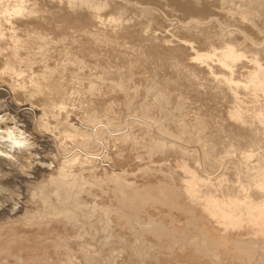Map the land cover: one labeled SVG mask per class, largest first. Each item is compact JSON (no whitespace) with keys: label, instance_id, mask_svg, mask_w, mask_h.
Wrapping results in <instances>:
<instances>
[{"label":"bare ground","instance_id":"obj_1","mask_svg":"<svg viewBox=\"0 0 264 264\" xmlns=\"http://www.w3.org/2000/svg\"><path fill=\"white\" fill-rule=\"evenodd\" d=\"M0 45L2 264H264V0H0Z\"/></svg>","mask_w":264,"mask_h":264},{"label":"rangeland","instance_id":"obj_2","mask_svg":"<svg viewBox=\"0 0 264 264\" xmlns=\"http://www.w3.org/2000/svg\"><path fill=\"white\" fill-rule=\"evenodd\" d=\"M112 9H113V12H114V14H112L113 12H112ZM112 9H110L109 10V12H108V14L110 13V15L111 16H114V17H119V16H122L121 14H123V15H125L126 14V11H124L123 12V8L121 7V9L120 8H118V7H115V8H112ZM115 10V11H114ZM120 10V11H119ZM118 11H119V13H118ZM122 12V13H121ZM121 13V14H120ZM125 13V14H124ZM163 18V19H162ZM165 20V18L163 17V12H161V14H160V16L158 17V18H156V22L157 23H159V24H162V21H164ZM101 39V38H100ZM139 40V39H138ZM138 40L137 41H134L133 40V42L132 43H130L129 44V42H124V44H126V45H123L122 44V46H120V47H117V48H114V47H111L112 46V44L110 43V45H109V43H107V41L105 42V44H107V45H105L104 43L103 44H100V49L102 48V50H100L103 54L102 55H100V56H103V57H106L107 55H109V57H107V58H109V59H111L110 61L112 62L113 61V63H114V61L115 60H119V59H124V61H127V63L128 64H133L134 65V67H135V70H134V72L136 73L137 72V74H139L140 72H145V70L147 69V70H150V71H155V70H157L156 72H161V73H163V72H165L164 74H166V77L168 76V74L170 75V73H171V70H172V67L170 66V67H168L169 66V64L170 63H172L169 59H167V61L165 60V58L163 59H161V58H152L153 56H151V55H148L147 53H145V55H143V56H145V57H141V54H143L144 52H142L141 53V51H139V49L137 48L139 45L137 44H135L134 42H136V43H138ZM94 42V41H93ZM103 45H105V46H103ZM127 45H128V47H127ZM131 45H134V46H131ZM115 46V45H114ZM126 48H125V47ZM104 47V48H103ZM123 47H124V49H123ZM4 48H5V45H4ZM3 48V45H0V50H3L4 49ZM131 48H133L132 50L134 51V53H133V51H131ZM135 48H137V50L135 49ZM105 49V50H104ZM107 49V50H106ZM114 49H116V50H114ZM123 49V50H122ZM106 51V54H105V52L104 51ZM136 50V51H135ZM107 51H110V52H107ZM121 51V52H120ZM126 53H125V52ZM109 53V54H108ZM115 53V54H114ZM131 54V55H129V54ZM141 53V54H140ZM110 54H113V55H110ZM118 54H119V56H118ZM128 54V55H127ZM128 58H127V57ZM137 56V57H136ZM140 56V57H139ZM148 56V57H147ZM126 57V58H125ZM130 57V58H129ZM131 57H132V59H131ZM136 57V58H135ZM138 58V59H137ZM141 58V59H140ZM143 58V59H142ZM151 59V60H150ZM161 59V60H160ZM150 60V61H149ZM163 60V61H162ZM145 61V62H144ZM148 61V62H147ZM170 61V62H169ZM4 58H1V60H0V85H6V78L2 75V68L5 66V64H4ZM143 62V63H142ZM146 62H147V65H146ZM162 62H165V63H167V64H165V63H162ZM152 65V66H150V65ZM163 64L165 65V67L163 66ZM166 65H167V67H166ZM171 65V64H170ZM161 66V67H160ZM171 68V69H170ZM137 69V70H136ZM140 71V72H139ZM29 97H30V94H24V95H22V91H20V90H18V91H15V93H13L12 94V99H15V100H17V101H19V102H23V101H26V100H28L29 99ZM32 100L34 101V99H33V97H32ZM34 103L36 104L37 102H35L34 101ZM7 111L8 110H4V111H2V112H0V116L2 115V113H7ZM9 112V111H8ZM15 114H16V112H14ZM10 114V113H9ZM12 114V113H11ZM10 114V116H13V115H15V114H12L11 115ZM0 118H2V117H0ZM1 121V120H0ZM2 123V122H1ZM49 123H50V126L52 127V128H54L53 129V131L55 130V133L54 134H56V136H58V137H62V135L63 134H66V132H69L68 130H66L64 127H62V125H60V124H58L57 125V127H54L53 125H55V123H53L52 121H49ZM49 123H48V125H49ZM53 124V125H52ZM20 125H21V123H20ZM56 126V125H55ZM3 127H1V129H2ZM60 128V129H59ZM57 129V130H56ZM64 130V131H63ZM66 130V131H65ZM59 131V132H58ZM57 133H60V134H57ZM28 155V153L26 154V153H22V155ZM38 154H36V156H37ZM39 156V155H38ZM38 156H37V159H34V160H32V161H34V164H37V162H39V160H38ZM40 157V156H39ZM31 161V164L33 163ZM35 161H36V163H35ZM28 176V178H29V175H27ZM31 176V175H30ZM22 181H24V179H22ZM22 181H15V182H8V184H3V186L5 187V188H7V189H5V188H0V203L2 204V203H5L7 206H9V204H10V202L11 203H15V204H17V206H18V204L20 205L24 200H21V199H23L22 198V194H20V192H21V190H22V184H23V182ZM20 182V183H19ZM13 183H15V184H13ZM16 184L19 186V187H17L16 186ZM16 187H15V186ZM21 186V187H20ZM9 187H11V188H9ZM19 188H21L20 190H19ZM4 189V190H3ZM10 189V190H9ZM11 189H13V190H11ZM19 190V194H20V196L18 195V191H15V190ZM1 190H3V191H1ZM5 191V192H4ZM7 191V192H6ZM11 191L13 192V193H11ZM2 192H4V193H2ZM17 194H16V193ZM15 193V194H14ZM5 194V195H4ZM11 194V196L12 195H14V197L12 198V199H10L9 198V195ZM6 195H8V196H6ZM15 195H17L16 197H15ZM1 196H3V197H1ZM10 196V197H11ZM19 198L18 200H17V202H15L14 200H16L15 198ZM6 198V199H5ZM22 202H21V201ZM20 201V202H19ZM15 204H10V206L11 205H13V206H11V207H14V206H16ZM16 206V207H17ZM16 207H14V208H16ZM0 252H1V248H0ZM2 259H0V263L2 264V261H1Z\"/></svg>","mask_w":264,"mask_h":264}]
</instances>
